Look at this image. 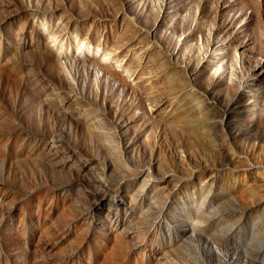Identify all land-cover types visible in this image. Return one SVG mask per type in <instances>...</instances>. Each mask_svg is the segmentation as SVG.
I'll use <instances>...</instances> for the list:
<instances>
[{
  "label": "rangeland",
  "instance_id": "374dc122",
  "mask_svg": "<svg viewBox=\"0 0 264 264\" xmlns=\"http://www.w3.org/2000/svg\"><path fill=\"white\" fill-rule=\"evenodd\" d=\"M0 264H264V0H0Z\"/></svg>",
  "mask_w": 264,
  "mask_h": 264
},
{
  "label": "bare ground",
  "instance_id": "6f19581e",
  "mask_svg": "<svg viewBox=\"0 0 264 264\" xmlns=\"http://www.w3.org/2000/svg\"><path fill=\"white\" fill-rule=\"evenodd\" d=\"M119 258H121V259H123L121 256H118ZM127 260H128V258H127Z\"/></svg>",
  "mask_w": 264,
  "mask_h": 264
}]
</instances>
